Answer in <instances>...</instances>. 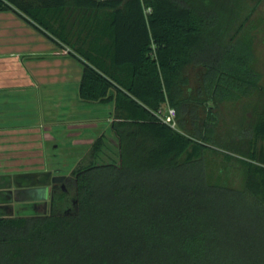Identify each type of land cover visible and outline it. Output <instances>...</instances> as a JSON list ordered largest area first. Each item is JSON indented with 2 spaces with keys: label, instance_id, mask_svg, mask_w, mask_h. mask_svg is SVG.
<instances>
[{
  "label": "trees",
  "instance_id": "1",
  "mask_svg": "<svg viewBox=\"0 0 264 264\" xmlns=\"http://www.w3.org/2000/svg\"><path fill=\"white\" fill-rule=\"evenodd\" d=\"M263 1L0 0V13L60 46L83 34L58 31L46 13L107 12L85 34L89 47L69 54L82 66L78 98L111 105L120 157L79 174L75 212L0 217V264H264V107L236 133L219 131L224 102L264 93L253 32ZM166 104L177 110L176 127L157 115ZM210 146L240 156L242 186L209 172ZM93 172L105 173L94 196V254L15 257L14 245L35 236L55 244L62 221L82 215Z\"/></svg>",
  "mask_w": 264,
  "mask_h": 264
},
{
  "label": "rangeland",
  "instance_id": "2",
  "mask_svg": "<svg viewBox=\"0 0 264 264\" xmlns=\"http://www.w3.org/2000/svg\"><path fill=\"white\" fill-rule=\"evenodd\" d=\"M46 15L47 20L50 21L53 27L58 29V31H66L67 33L73 32L76 35L80 33V35L82 36L83 34V36L77 39L76 36L72 38L71 35L73 46L65 44L55 37L57 41L62 43V46H60L53 40H48L47 37L43 36L44 38H41L29 27L30 24H25L24 21L18 18L14 13H0V80L10 83H16L14 81L17 80L19 82L23 79H32L35 81L45 79L50 81L51 85L45 86L44 88L49 90L45 93V99L51 102L48 111H50L53 118L56 117V113L59 111L60 107L62 109L61 105H63L64 99H70L66 100V105H68L66 111L68 122L64 128L66 129V140H62L60 147L52 150L57 156H60L63 162L69 163L72 158L76 160L81 157L82 154H84L83 159L87 157V145L84 143L75 144L74 141L76 140L73 141V135L76 131L73 129L84 125L85 127L88 126L86 127L87 129H91V134H94V137L100 136L106 131L105 137L108 138V140L112 142L111 145H113L111 149L112 153H114L112 159L116 161L119 159L118 142L110 130L106 129L109 125V121L107 120V110L109 108H107V105H103L97 106L95 110H93L94 108L86 107L85 104L87 103L84 104L77 99L75 93L77 85L72 82L77 81V79L81 77L82 66L69 54L71 52L77 53L75 49L78 46L85 48L89 47V44L85 40V34L88 30H94V28L96 30V27L100 25V23L104 24L105 18H107V12L81 10L73 13L65 9L59 15L49 12L46 13ZM253 20V32L256 37L255 51L257 68L262 75L261 84L264 88V1L259 6ZM28 35L31 37H27ZM27 39L30 40V44L22 45L26 43ZM16 44L20 46H16ZM28 47H31V50H28ZM48 48L51 49L50 52ZM77 55L79 54L77 53ZM54 83L66 84V89L62 90L63 86L59 87L54 85ZM39 88L41 89L42 87L39 85L36 86V89ZM169 106L170 105L166 104L163 109L165 110ZM259 107H264V93H255L239 101L224 102L219 108L221 118L220 133L223 136H227L229 133H236L235 131L238 130V128L240 129L243 124L246 126L248 124L251 125L255 118L256 110ZM11 135L12 134L9 133H0V140H2V142L5 140L6 142V144H0V171L13 168L14 170L31 169L34 163L19 164L18 166L16 164H11L14 163L18 155L23 154L21 150L19 151V149L13 145L14 141L10 139ZM24 135L26 137L34 136L30 132ZM43 135L45 139L46 133ZM2 137H4V139ZM34 137H37V135ZM92 138L91 136L90 141ZM24 141V145H26V143L28 144L26 138ZM46 148L47 147L43 149L44 155L41 154V157L45 156V160L48 163L51 156L47 155L50 151H47ZM206 157L209 172L215 176L221 175L223 179L227 178L231 184L237 187L242 186L244 174L241 169V164L238 162L240 157L238 154H230V152L223 148L210 146L206 151ZM110 158L111 157L108 158L105 156L102 157V160L109 162L111 160ZM26 159L20 162H24ZM40 160L41 159L37 160V162ZM104 175L105 173L94 172L89 175L86 182V191L84 192L85 205L82 215L77 220L70 221L71 225L69 226H67L65 221H62L60 227L56 229L58 231L54 238V240H56L55 244L45 243L41 236H35V239L30 241L25 239L17 245H14L17 246L15 249H21L22 251L21 254L15 257H26V259H33L34 257H84L87 255L84 251L88 247H91V253L94 254V230L100 225L95 223L97 217L96 214H94V204L97 206V203H95L96 200H94V196L99 193L101 194L102 180L105 179L103 178ZM128 181H130V179ZM107 190L109 191L110 189L107 188ZM106 201L107 203L110 202V196L106 198ZM38 212V210L29 206L21 211H17L16 215L30 216L37 215ZM45 228L47 230L46 224ZM75 229H78V231L69 233L70 230ZM72 243H77V246L80 245L81 249L78 251L71 249L73 246ZM70 261L71 260L64 258L63 262L59 264H70ZM80 263L85 264V261L80 259ZM71 264H74V262L72 261Z\"/></svg>",
  "mask_w": 264,
  "mask_h": 264
},
{
  "label": "crops",
  "instance_id": "3",
  "mask_svg": "<svg viewBox=\"0 0 264 264\" xmlns=\"http://www.w3.org/2000/svg\"><path fill=\"white\" fill-rule=\"evenodd\" d=\"M24 23L28 24L25 21ZM29 27L41 38L46 37L31 25ZM27 37L30 38L31 36L28 35ZM48 40L51 39L48 38ZM24 44H30V40L27 39L26 43H23L22 45ZM16 46L20 45L16 44ZM28 50H31V47H28ZM48 50L49 52L51 51L50 48H48ZM80 80L81 77L72 83L76 84L78 87ZM34 81L35 80L32 79H23L19 82L17 80L14 81L16 83H10L0 80V133L12 134L10 139L14 141L13 145L19 149V151L21 150L23 152V154L16 157L17 159L14 163H11L13 165L16 164L17 166L19 164L35 163V160L41 159V154L44 155L43 149L45 147H47L46 150L51 153V146H54V149L60 147L62 140H66L67 137L65 136L66 129H64L68 122L66 114L68 105H66V100L70 99H64L62 103L63 105H61L63 110L60 107L59 111L56 113V117L53 118L50 111H48L51 102L45 99V93L49 90L44 88L45 86L51 85V82L45 79ZM38 85L42 88L36 89V86ZM54 85L59 87L63 86L62 90L66 89V84L54 83ZM77 87L75 88L76 97L80 102H83L77 96ZM83 103L85 104L86 102ZM85 105L87 108H94L93 110L97 107L94 106V104L87 103ZM107 108H109L107 110L108 116L111 110V105L108 104ZM86 127L84 125L73 129L76 130L73 135V141L76 140L74 141L75 144L90 141L91 136L93 137V134H91L92 132L90 131L91 129H87ZM27 132H30L34 136L37 135V137H26L24 134ZM45 133L46 135L44 139L43 134ZM2 138L4 139V137ZM25 138L27 139L26 142H28L26 145L23 144ZM0 144H6L5 140H3V142L0 140ZM23 159H26V161L20 162ZM20 171L23 170H14L13 168L0 171V173H19Z\"/></svg>",
  "mask_w": 264,
  "mask_h": 264
},
{
  "label": "flooded vegetation",
  "instance_id": "4",
  "mask_svg": "<svg viewBox=\"0 0 264 264\" xmlns=\"http://www.w3.org/2000/svg\"><path fill=\"white\" fill-rule=\"evenodd\" d=\"M106 129L110 130V132L113 134L114 138L118 142V139L114 132L111 129L110 124L106 127ZM94 135V134H93ZM106 136V131L103 132V135L101 136V139H99V136H93L91 141L89 142H83L87 145V157L83 159L84 154L81 155V157L72 158L71 161L63 162V160L60 158V156H57L56 153H54L52 150L54 149V146H51V153H48L49 156V162L47 163L45 160V156L41 157V162L35 160L36 163H34L33 167L28 170L20 171L19 173L22 174H32L37 173L36 181H38V177L42 176V172H52V176L50 177H43V182H49V197L47 200V203L45 202H25L22 204L13 202L7 206H2L0 208V212L3 214L0 217H15L19 216L16 215L17 211H21L25 208H28L31 206L35 210H45L47 209L46 214H37V215H30V216H42L51 214L53 212H64V213H73L78 209V191H77V178L79 174L90 168L97 165L102 164H118L120 157L118 160L115 161V159H112V156L114 153H112L111 149L113 147L112 142L108 140ZM80 143V144H83ZM54 145V144H53ZM119 146V144H118ZM111 157L109 162L103 161L102 157ZM56 157V158H55ZM69 165V166H68ZM71 165V166H70ZM0 174H6V173H0ZM15 175L16 173H11ZM65 176L62 181H54L55 176ZM32 180V179H31ZM2 184H6V182H3ZM13 188L18 187L13 182ZM10 198V197H8Z\"/></svg>",
  "mask_w": 264,
  "mask_h": 264
},
{
  "label": "water",
  "instance_id": "5",
  "mask_svg": "<svg viewBox=\"0 0 264 264\" xmlns=\"http://www.w3.org/2000/svg\"><path fill=\"white\" fill-rule=\"evenodd\" d=\"M37 175V173H32L31 175L22 173H16L15 175L11 173L0 174V208L13 202L19 204L40 201L47 203L49 197V182H43L42 178L52 176V172H42V176H39L38 181L35 182ZM64 177V175L55 176L53 179L54 181H62ZM3 182H6V184H2ZM13 182L18 187L13 188ZM38 211V214L47 213V209ZM1 215L3 214L0 212Z\"/></svg>",
  "mask_w": 264,
  "mask_h": 264
},
{
  "label": "built area",
  "instance_id": "6",
  "mask_svg": "<svg viewBox=\"0 0 264 264\" xmlns=\"http://www.w3.org/2000/svg\"><path fill=\"white\" fill-rule=\"evenodd\" d=\"M158 117L165 123L171 125L172 127L177 126V110L176 108L169 106L167 109H163L158 112Z\"/></svg>",
  "mask_w": 264,
  "mask_h": 264
}]
</instances>
